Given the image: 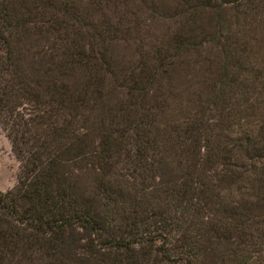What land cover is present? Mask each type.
<instances>
[{
    "label": "trees",
    "instance_id": "obj_1",
    "mask_svg": "<svg viewBox=\"0 0 264 264\" xmlns=\"http://www.w3.org/2000/svg\"><path fill=\"white\" fill-rule=\"evenodd\" d=\"M109 1L77 0L78 9L73 0H0V129L18 160L14 186L0 190V264H147L156 254L202 264L217 248L221 261L238 254L264 263V111H256L264 108V60H242L227 32L222 47L216 28L208 40L223 57L208 101L226 115L219 128L237 132L211 138L197 111L177 124L161 114L166 137L146 86L200 41L178 26L172 49L154 47L129 70L125 98L104 110L102 99L94 103L113 73L107 30L86 9ZM181 1L195 16L261 0ZM47 34L53 42L43 51ZM94 107L98 135L90 139L86 111Z\"/></svg>",
    "mask_w": 264,
    "mask_h": 264
},
{
    "label": "rangeland",
    "instance_id": "obj_2",
    "mask_svg": "<svg viewBox=\"0 0 264 264\" xmlns=\"http://www.w3.org/2000/svg\"><path fill=\"white\" fill-rule=\"evenodd\" d=\"M80 1L85 2V0ZM212 1L216 2L215 5L219 4L218 0ZM73 2L76 5L78 3L77 0ZM100 5L89 7L86 12L91 21L97 20V28L105 26L107 30L104 41H107L108 62L113 73H105L100 84L101 95L96 98L97 101L94 104L102 99L101 104L106 105L104 107L106 110L107 107L114 106L119 98L123 100L125 98L123 85L128 82L126 76L129 70L132 69L135 73L142 62L147 63L152 55V49L156 46L163 50L167 48V52L170 51L173 43H169V37L178 31V26H183L184 30L188 28L187 34H193L192 43L196 44L200 41L199 45H196L197 48L190 45L188 49H183L169 68L167 76L159 72L154 74L153 82L146 86V99L152 95L156 98V106L152 107V110L159 111L156 113L155 124L159 132L161 130L163 135L167 134L166 137H172V135L169 134L170 131H167L166 127L169 125L164 123L165 121L175 124L182 118H185L184 120L191 118V115L197 111L210 125L211 130L208 132L213 134L210 135L211 138H214L216 133L221 134L224 130L219 128L220 121H224L226 115L217 111L218 103L211 104L208 100L211 85L219 76V66L223 56L211 46L208 37L216 31V28L219 31L222 30L218 37V44L225 48L229 45L227 32L231 35L230 40L234 42L235 47H242V60L258 64L264 60V0L259 1L251 10H245L241 5L235 10L231 3H220L218 5L220 8L217 7L216 10L204 8V11H198L195 16L191 9H186L188 6L181 0H115V2H101ZM77 8L80 9V6ZM101 18L105 20V23H99ZM126 27L128 29H125ZM79 41L86 49L87 37ZM52 42L51 34L39 39L43 51L49 44L52 45ZM58 44V41H55V45ZM69 46V36L66 35V52ZM62 47L61 45L60 48ZM55 54H57L56 58L60 57L59 51ZM76 70L73 65L69 69L66 66V74L69 76H76ZM106 91L108 93L104 95L103 92ZM237 93L235 90V94ZM236 96L240 99L239 93ZM234 99L235 97L231 100ZM90 100L89 97L88 104ZM150 102L152 103L151 100ZM95 109L97 108H89L88 110L91 111H86L90 139H96L98 135ZM256 111L263 112L264 108L259 106ZM161 114L164 115L165 121ZM224 132L231 136L237 130L231 133L228 128ZM198 143L203 145L204 142L200 140ZM17 170L18 160L14 157L9 141L0 129V190L14 186ZM155 242H159V237ZM219 252L220 249L217 248L207 256H203L202 264H234L235 262L236 264H264L257 258L252 262L243 263L241 261L243 257L238 254L234 262L230 261L233 260L231 257L227 261H221L220 257H217ZM147 264L169 263H164L161 256L156 254V259L148 260Z\"/></svg>",
    "mask_w": 264,
    "mask_h": 264
}]
</instances>
